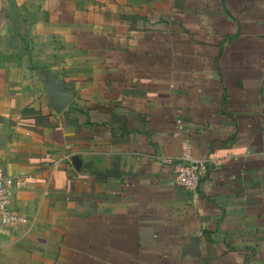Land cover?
<instances>
[{
	"label": "crops",
	"instance_id": "obj_1",
	"mask_svg": "<svg viewBox=\"0 0 264 264\" xmlns=\"http://www.w3.org/2000/svg\"><path fill=\"white\" fill-rule=\"evenodd\" d=\"M0 169V264H264V0H0Z\"/></svg>",
	"mask_w": 264,
	"mask_h": 264
},
{
	"label": "built area",
	"instance_id": "obj_2",
	"mask_svg": "<svg viewBox=\"0 0 264 264\" xmlns=\"http://www.w3.org/2000/svg\"><path fill=\"white\" fill-rule=\"evenodd\" d=\"M173 172L174 185L191 192H196L201 185L202 178L207 172V165L203 161L194 159L191 156V146L185 144L183 157L173 162ZM9 201V182L5 176V172L0 169V228L18 227L25 223L23 216L11 210Z\"/></svg>",
	"mask_w": 264,
	"mask_h": 264
},
{
	"label": "water",
	"instance_id": "obj_3",
	"mask_svg": "<svg viewBox=\"0 0 264 264\" xmlns=\"http://www.w3.org/2000/svg\"><path fill=\"white\" fill-rule=\"evenodd\" d=\"M50 89L53 102L58 110H62L71 102L73 96L66 90L60 88L53 80L51 81Z\"/></svg>",
	"mask_w": 264,
	"mask_h": 264
}]
</instances>
